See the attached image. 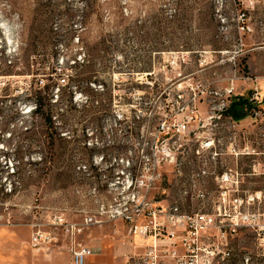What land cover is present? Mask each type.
<instances>
[{
	"label": "rangeland",
	"instance_id": "rangeland-1",
	"mask_svg": "<svg viewBox=\"0 0 264 264\" xmlns=\"http://www.w3.org/2000/svg\"><path fill=\"white\" fill-rule=\"evenodd\" d=\"M35 226L59 264L73 227L87 264H264V0H0V264H50Z\"/></svg>",
	"mask_w": 264,
	"mask_h": 264
},
{
	"label": "built area",
	"instance_id": "built-area-1",
	"mask_svg": "<svg viewBox=\"0 0 264 264\" xmlns=\"http://www.w3.org/2000/svg\"><path fill=\"white\" fill-rule=\"evenodd\" d=\"M232 91H233V88L228 89L229 94H231ZM116 214H119V213L116 211ZM199 219H200V221L204 222L205 225H208L210 223L211 224L214 223V220L208 216H201V217H199ZM245 219L248 222L250 221L249 217H245ZM92 220H93L92 218H87L86 224H90L92 222ZM248 224H249L248 226H251V223H248ZM233 226H234V228L232 229V231L236 232L239 224L236 223ZM35 227H37V226H35ZM74 229L76 230V228H74V227L72 228V232H71V235L69 236L68 243H67L68 247H69L68 250L72 256V264H87L88 257L90 255H92L91 249L89 246H84L83 244L76 241V238L74 237ZM154 230H155V227H154ZM65 232L67 235L69 234V226L66 227ZM80 232H81V230H80ZM138 232L141 235H147V234L152 233V230H151L149 225H147L145 227H139L138 226V227H135L134 233L137 234ZM153 238L157 239V235L154 234ZM53 242H57L56 237L55 238H46L45 233H43L39 227H37L36 229L33 230L32 235H31V246L34 249H37V251L42 249V248H47L51 244H54V245L58 244V243H53ZM229 255L230 254L227 253V257ZM246 262L247 263L249 262L248 258L246 259ZM139 264H141V263H139Z\"/></svg>",
	"mask_w": 264,
	"mask_h": 264
},
{
	"label": "trees",
	"instance_id": "trees-1",
	"mask_svg": "<svg viewBox=\"0 0 264 264\" xmlns=\"http://www.w3.org/2000/svg\"><path fill=\"white\" fill-rule=\"evenodd\" d=\"M51 88H55V85H52ZM31 103L34 105V108L31 112L33 113H40L42 111V103H40L39 101H37L36 99H34V101H31ZM248 102L247 100H243V101H239V103H235V105H232V110L235 113V116L237 119L241 118V115H238L237 112L235 111L239 106L243 107L245 105H247ZM47 124H52V116H49L45 119Z\"/></svg>",
	"mask_w": 264,
	"mask_h": 264
},
{
	"label": "crops",
	"instance_id": "crops-1",
	"mask_svg": "<svg viewBox=\"0 0 264 264\" xmlns=\"http://www.w3.org/2000/svg\"><path fill=\"white\" fill-rule=\"evenodd\" d=\"M89 247H90L91 252H92L91 256H94L96 251H100L99 248L97 249V248H95L93 246H89ZM48 249H49L48 247L47 248H42V249L36 251V254H38V255L44 254L45 257L49 258L50 264H59L60 263L59 262V257H60L62 252L56 253V254H49L48 251H47ZM69 254H70V252H69ZM71 258H72V256H71ZM43 264H46V263H43Z\"/></svg>",
	"mask_w": 264,
	"mask_h": 264
}]
</instances>
